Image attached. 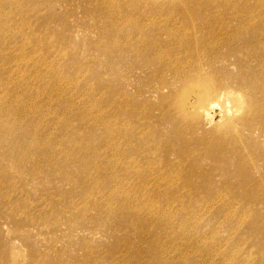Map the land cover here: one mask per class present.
<instances>
[{
    "label": "rangeland",
    "instance_id": "374dc122",
    "mask_svg": "<svg viewBox=\"0 0 264 264\" xmlns=\"http://www.w3.org/2000/svg\"><path fill=\"white\" fill-rule=\"evenodd\" d=\"M0 264H264V0H0Z\"/></svg>",
    "mask_w": 264,
    "mask_h": 264
}]
</instances>
